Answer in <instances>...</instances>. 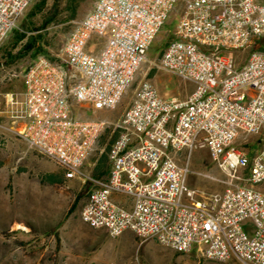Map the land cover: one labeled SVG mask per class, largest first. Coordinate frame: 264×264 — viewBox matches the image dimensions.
Listing matches in <instances>:
<instances>
[{"label": "built area", "instance_id": "2783aa9c", "mask_svg": "<svg viewBox=\"0 0 264 264\" xmlns=\"http://www.w3.org/2000/svg\"><path fill=\"white\" fill-rule=\"evenodd\" d=\"M31 1L0 0V45ZM179 4L170 40L149 63L193 90L182 100L165 99L148 79L140 81L114 125L107 178L86 176L83 165L106 123L74 117L72 104L116 108ZM257 40H264L258 0H94L58 60L37 55L24 71L23 125L15 133L65 179L88 182L80 218L89 227L111 238L129 231L179 254L264 264V192L256 188L264 181V50L250 52L242 65L223 54ZM259 135L254 152L235 147ZM201 149L229 182L222 193L198 200L187 179L189 159ZM113 194L128 197L131 208L117 206Z\"/></svg>", "mask_w": 264, "mask_h": 264}, {"label": "rangeland", "instance_id": "374dc122", "mask_svg": "<svg viewBox=\"0 0 264 264\" xmlns=\"http://www.w3.org/2000/svg\"><path fill=\"white\" fill-rule=\"evenodd\" d=\"M94 0H32L20 17L11 37L0 46V89L8 82V65L22 60L28 66L37 55H44L58 60L63 43L74 26L91 9ZM264 2V0H258ZM75 17L70 19L74 13ZM181 4L171 13L166 24L156 35L148 52V62L137 72L133 84L127 89L120 103L112 110L93 111L86 106L72 104V115L84 120H99L106 123V128L99 136L96 147L83 165L82 172L93 176L94 168L100 166L104 172L109 167L108 150L118 135L114 127L130 105L132 94L137 84L148 79L157 93L165 99L176 97L185 99L192 85L182 81L172 73L158 70L150 65L155 62L174 30ZM54 14L52 17L51 15ZM42 28V22L49 20ZM23 35L22 42L15 36ZM29 38H36L42 51L28 54L23 46ZM264 46V42L261 43ZM256 51L253 46L243 52L223 53L231 55L237 64L242 65L248 54ZM0 118V264H56L57 245L52 238L53 232L42 233L55 225H66L80 221V212L84 206L90 185L82 177L67 180L63 171L52 161L40 156L30 149L16 133L4 129ZM262 135L249 136L238 140L235 147L250 153L261 145ZM189 168L193 172L188 176L187 185L195 191V198L211 194H220L227 187L229 177L214 162L208 150L201 149L192 153ZM238 171L237 176H244ZM235 182V181H234ZM236 183L244 184L242 181ZM264 192V181L256 186ZM80 195L78 204L67 215L76 196ZM85 229L92 228L80 221ZM89 235L93 231L88 232ZM62 237L68 236V229L60 231ZM97 238L108 239L106 248L111 249L109 264H239L235 260L227 262L205 259L195 252L179 254L151 239H142L133 233L111 238L107 232L95 233ZM85 242L65 241L63 253L76 251ZM81 248V247H80ZM54 256V257H53Z\"/></svg>", "mask_w": 264, "mask_h": 264}, {"label": "crops", "instance_id": "0c3cea01", "mask_svg": "<svg viewBox=\"0 0 264 264\" xmlns=\"http://www.w3.org/2000/svg\"><path fill=\"white\" fill-rule=\"evenodd\" d=\"M11 32L6 36L4 41H7V39L11 37ZM19 37L15 36V40L20 43L25 37L23 39L18 40ZM10 63L11 64L8 65V68L11 74L9 75L8 82L7 84H5L2 90L0 89V118L3 121L2 127L8 130L9 132L15 133L16 131L20 130L23 125L21 114L23 108L22 102L25 92V84L22 75L29 65L26 66L22 60ZM193 88L194 87L192 85V87L189 89L192 91ZM187 96L188 95H186V97ZM109 169L110 163L109 167L104 172L100 171L96 174L93 172V178L106 179L109 173ZM112 200L119 207L127 209L131 208L132 201L124 195L113 194ZM80 221H77L76 223L69 222L68 224L70 226H62L61 224H58L51 227L50 229L42 231V233L53 232L51 236L54 239L53 241L57 245L56 264H109V259L111 258V249L106 248V243L108 242V239H106L105 236H100L97 238L95 234L98 232H102V229H90L88 227L85 229L84 225ZM66 229H68V236L65 235V237L68 238L64 239L60 234V231H65ZM90 230L93 231V234L91 235H89L88 233L90 232ZM64 240H75L76 242L82 241L86 244L79 246V249H77L76 251H71L65 254L62 252V247L64 248Z\"/></svg>", "mask_w": 264, "mask_h": 264}, {"label": "trees", "instance_id": "16d2710c", "mask_svg": "<svg viewBox=\"0 0 264 264\" xmlns=\"http://www.w3.org/2000/svg\"><path fill=\"white\" fill-rule=\"evenodd\" d=\"M74 8H75V6H73V9ZM53 15L54 14H52L51 17ZM74 17H75V9H74V13L70 16V19H72ZM49 22H50V19L49 20H44L42 22V26L41 27L44 28L45 26H47L49 24ZM23 38H24V36L21 35L18 38V40L23 39ZM262 42H264V40H257V41H255V43H253V45H252L253 48L256 51H263L264 50V46L261 44ZM31 51H34L35 53H39V52L42 51L41 46H40L39 42L36 40V38H29L26 41V43L24 44V46H23V52L28 53V52H31ZM100 169H101L100 166H97L95 168V172L94 173L96 174L97 172H100L101 171ZM79 199H80V195L76 196V198L74 199V202H73L71 208L69 209L67 215H69L74 210V208L76 207Z\"/></svg>", "mask_w": 264, "mask_h": 264}]
</instances>
